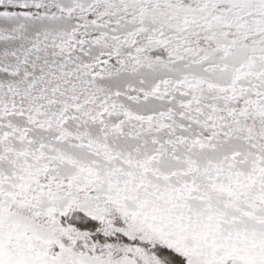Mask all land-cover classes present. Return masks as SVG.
Wrapping results in <instances>:
<instances>
[{
	"label": "snow or ice",
	"instance_id": "obj_1",
	"mask_svg": "<svg viewBox=\"0 0 264 264\" xmlns=\"http://www.w3.org/2000/svg\"><path fill=\"white\" fill-rule=\"evenodd\" d=\"M0 264H264V0H0Z\"/></svg>",
	"mask_w": 264,
	"mask_h": 264
}]
</instances>
